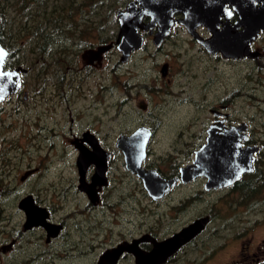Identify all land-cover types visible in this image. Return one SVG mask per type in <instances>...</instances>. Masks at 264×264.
<instances>
[{
  "label": "flooded vegetation",
  "instance_id": "1",
  "mask_svg": "<svg viewBox=\"0 0 264 264\" xmlns=\"http://www.w3.org/2000/svg\"><path fill=\"white\" fill-rule=\"evenodd\" d=\"M42 1L35 0L36 3H40L37 5L38 8L42 9ZM134 1L136 2V0H129L126 6ZM210 1L218 6L216 19L211 22L209 27L206 25L188 27L182 22L185 19L184 12L176 11L172 16L170 30L164 35L159 45L154 42V36L158 30L157 26L146 29L139 28L138 32L143 37V43L132 50L129 58L125 61L121 60L122 53L118 49V42L116 41L119 30H112L110 33L107 30H98L99 37L94 40H98L97 42L88 41L85 37L81 38L80 42L85 43L78 54L81 63L76 54L70 56L67 52L68 46L65 40L66 38L72 39L71 37L64 36L66 37L64 40L60 37H54L46 50L47 52L44 55L37 54L34 60V73L36 74L28 77L29 69L25 73L22 72L21 85L18 90L8 94L0 102V264H71V261L85 257L93 258V264H105L99 260L107 248L116 246L123 241L132 242L133 239L139 238L137 241L139 249L150 251L154 246L152 238L163 240L194 219L208 216L207 223L199 233L179 246L160 263L199 264L203 263V259L210 258L216 252V239L224 240L225 244L229 243L231 238L247 235L249 233L247 230H253V228L247 229L245 227L244 230L233 231V223L239 228L243 222L251 219V216L256 215L259 211L258 205L261 201L259 196L264 189V122L235 115L232 110L237 104L235 98L249 96V98L257 100L253 101L252 104L264 111V93L262 92L264 88V30H244L246 28V16H257L264 22V0ZM136 5L139 6L137 2ZM120 9H117L116 12ZM149 20L148 16L142 18L145 24ZM116 22L119 28L117 16ZM52 34L56 35L54 32ZM179 35L180 37L177 39ZM204 40L207 41L208 47L203 43ZM148 41L152 43L156 52L161 51L167 42L173 41L172 44L176 45V52L179 56H182L181 53H187L181 59L184 61L182 67L176 65L173 71H170L171 62L169 60L160 61L157 65V70L160 71L162 77H166L170 72L174 76V92L176 93L185 92L187 88L185 87L187 85L186 77L190 80V76H194L197 84L199 82L197 77L200 78L203 85L212 83L216 68L215 62L222 61L227 67L225 93L214 103L208 105L211 117L208 118L203 132H193L192 137L187 141L191 143L183 148L187 155L190 154L186 160L175 159L167 164L166 169L164 164L152 160L149 155V144L158 122L155 124L151 122H149L150 124L146 122L137 124V126L146 125L152 130L147 143V154L142 165L145 168L156 169L163 177H178L176 183L158 198L151 197L146 191L142 179L126 168L123 153L116 145V139L122 131L113 136L108 133L102 135L96 128L91 127H78L76 129L74 128L73 114L69 112L71 117L69 122L66 121L65 123L66 128L64 125L60 127V130L52 127V137H50V133L45 132V129H49L48 120H41L42 116L47 113L48 116L56 115L61 110L65 116L66 109L72 110L70 94L78 93L84 89L82 82L86 75L87 78L93 75L100 77L106 71L112 80L111 83L99 85L96 82V85L104 89L107 86L111 89L118 85L117 79L120 68L130 61L134 52L147 48ZM109 43L111 46L101 53L100 59L93 58V56H83L85 49L97 48L101 44ZM194 58H198L199 65L189 66L187 63ZM136 65L146 68L144 65ZM4 67L9 66L4 65ZM187 68H189L188 71ZM232 68H235L237 73V80L233 85L231 84ZM133 73L136 75L133 82L130 83L128 79L123 81L124 85L128 87L132 84L131 87L136 92H139L140 88L142 90L150 86L147 74L140 76L137 75L136 71ZM130 91L129 89L127 93L130 94ZM190 99L194 102L199 100L195 97ZM41 103L44 105L43 111L40 110ZM139 108L142 110L147 108L148 113L151 111L147 102L140 101ZM28 121L34 122L38 128L37 132L32 130L28 132L29 138H38L39 134H42L41 137L45 141L53 140L55 137L67 141V148H63L61 152L68 156L72 154L75 173L65 174L63 168L57 176L54 175L55 172L51 175L50 185H28L38 178L39 173L43 177L47 176L50 166L58 161H53L49 166L47 164L45 166L31 165L27 161L23 171L14 174L12 166H10L12 162L10 156L13 155L7 154L5 148L7 139H13L7 134H11L17 127L20 130L18 136L25 134L20 126ZM241 122L246 123L243 130L238 129L239 135L243 134L240 137L241 145L243 147L257 146V150L253 152L250 170L243 171L233 182L221 187L206 188L207 177L204 175H197L187 181L181 179V168L192 162L196 150L207 141L208 128L211 124H216V131L221 134L231 126L240 125ZM54 124H56L55 121ZM137 126H134L130 131ZM113 140L114 145H103L102 143V141ZM96 142L110 154L106 160L105 182L95 185L97 198L92 200L86 191L79 188L81 176L78 170L77 156L79 145L93 150ZM71 149L73 150L71 151ZM17 151L19 149L16 147L14 152ZM24 154L25 152L15 153L17 161L22 162ZM118 154L122 158L127 176H132L130 178L132 182L135 178L137 180L135 184L138 185L137 187L143 192V195H147L149 202L156 205L149 213L145 210L143 217L141 214H137L130 221L132 227H130L129 236L114 240L113 230L115 229L114 226L118 225L119 218L109 215L110 208L116 209L118 204H125L123 197L120 200L118 194L114 195L108 190V185H113L110 172H113L114 158ZM95 170L96 164L91 161L85 171V182L92 180ZM174 188L180 189L174 203L170 204L175 214L173 222L176 221L177 226L167 229L166 219L162 218L163 214H166L163 201L166 200L165 196ZM217 191L221 192L219 195L222 198H210L211 193ZM79 193L83 196V202H80L82 197L79 196ZM72 195L77 199L76 206L73 208L70 207L73 202H69ZM135 199L136 197L133 196L132 200ZM217 202L227 206L226 214L220 213L217 209L219 207H215L214 204ZM229 206H234L236 209L246 206L248 210L241 215L235 211V215H238L237 220L231 222L226 219V215L229 217ZM198 208L201 210L198 211ZM194 210H196L195 213ZM222 218H224L222 223L216 225V221ZM162 222L165 225V230L162 228ZM108 231L111 233V238L109 240L103 239V234ZM256 239L255 236H252L242 245L240 243L239 256L233 258L229 264H264V237L261 241ZM119 262L137 264L135 254L128 250H124L116 262L112 264Z\"/></svg>",
  "mask_w": 264,
  "mask_h": 264
},
{
  "label": "rangeland",
  "instance_id": "2",
  "mask_svg": "<svg viewBox=\"0 0 264 264\" xmlns=\"http://www.w3.org/2000/svg\"><path fill=\"white\" fill-rule=\"evenodd\" d=\"M10 1L12 0H6L3 2L10 3ZM128 1L129 0H118L117 8H125ZM28 2H30L29 4H32L31 7L33 11L31 13H36L39 11L36 7L37 3L35 2V0H27V3ZM105 2L109 4L111 1ZM108 9V6L102 7L100 9L101 21L103 17H107ZM13 11L14 10L12 9V12ZM83 12L92 13L94 12V10L85 9L83 10ZM12 16L16 18V21H18L21 17L17 12H14ZM105 25H107L106 30L108 33H110L112 30H118L116 17L106 19ZM75 33L78 32L76 31ZM83 33L86 34L85 39L88 41H94L99 37L98 30H83ZM55 34H58L56 35V38L60 37L63 40L66 38L64 36L68 35L67 32L66 34H62V32H56ZM179 37L180 35L177 37V39ZM77 41L78 39L72 40L70 38H66L65 40L66 45L68 46L67 52L68 54H70V56H73V54H76L78 56L79 51L83 49L82 46L85 45V43L82 44V42ZM172 42L173 41L167 42L161 51L156 52L152 43L148 41L147 48H143L134 52L130 61L125 63L124 66L120 68L119 77L117 79L118 85L113 86L111 89H109L108 86L106 87V89H104L99 88L96 85V82L99 85L102 83H111L112 80L110 76H108L106 71H104L103 75L100 77H96V75H93L92 77L87 78L86 75L84 81L82 82L84 89H82L78 93L74 92L73 94H70V104L73 105L72 110L66 109L65 111L67 113H65V116H63V112H61V110H59V113L56 115L48 116L47 113L46 115L42 116L41 120H48L49 129H45V132H47L48 134L50 133V137H52V127H54L55 129L59 128L60 130V127L64 125L66 128L65 123L66 121L69 122L71 117V115H69V112L73 114L72 117L75 121L74 128H96L102 135L108 133L114 136L121 131L124 133H128L134 126H137V124L140 122H146L148 124H150L149 122H151L152 124L158 122V125L155 127V133L152 136L149 144L150 158L154 161L156 160L161 164H164L165 169L167 167V164L173 162L175 159L186 160L190 156V154L187 155L186 151H184L183 148H185L187 144L191 143L187 141L190 140L193 132H203V128L207 123L208 118L211 117L208 105L214 103L220 96H223L225 93V89L227 86V67L226 64L222 61L215 62L216 68L214 72V80L212 83L203 85L200 82V78L197 77L199 80L197 84V80L194 76H190V80H188V78L186 77L185 81L187 85H185V87L187 88L185 92L182 94L176 93L174 92L175 78L171 75V72L166 75V77H162L159 73L160 71L157 70V65H159V62L165 59L171 62L170 71H173L176 65L182 67L184 61H181V59L185 55H187V53H181L182 56H179L176 52V45L172 44ZM23 44L24 42H22V44L20 45L14 46V53L21 52V46ZM193 48L195 49V46ZM35 57V53H30L26 62L33 63L32 60L35 59ZM177 57L179 58V60ZM14 61L15 59L13 60V63ZM136 64H139L140 66L144 65L146 66V68L144 69L143 67H139ZM187 64L189 66L199 65V60L198 58H194ZM188 69L189 68H187V71ZM133 71H136L137 75L140 76L147 74V80L150 86L148 88H143L142 90L140 88V91L136 92L131 87L132 84L130 86L128 85V87L124 85L123 81L125 80L129 79L130 83L133 82V78L136 76ZM34 72L35 68L32 72H30L28 77L35 75L36 73ZM236 74L237 73L235 68H232V85L235 84L237 80ZM129 89L131 90L130 94L127 93ZM262 92L264 93V88ZM191 97L198 98L199 100L197 102L191 101ZM235 99H237V104L232 110L235 115L253 118L257 122H264V111L252 104L253 101L255 102L257 100H253L252 98H249V96L238 97ZM235 99L233 100L235 101ZM140 101L148 103L149 109H151L149 113L147 111V108L145 110L139 108ZM42 104L43 103H41V105ZM42 108H44V105L40 107V110L43 111ZM235 108H238V110H235ZM34 111L37 110L34 109ZM32 115L34 116L33 113ZM54 121L56 122V124H54ZM258 125L263 127L260 124ZM18 128L19 127H17L15 131L11 132V134H7L10 135L11 139L13 140L7 139V141L5 142L6 153L13 155L10 156V158H12L10 166H12V171L14 172V174L22 172L27 164V161L31 165L38 166H45L46 164L49 166L53 161H58L55 162L53 166H50L47 172V176L43 177L41 176L42 174L39 173L37 175L38 178L33 180L28 185H50L49 182L51 179V175L55 172L54 175L57 176L58 172L63 170V168V173L65 174L75 173L72 154L68 156L65 155V153L61 152L63 148H67L66 140L55 137L53 140L45 141L44 138L41 137L42 134H39L38 138H29V131L32 130L34 132H37L38 130L37 126L32 121H28L20 126L25 134L18 136L17 134L20 131ZM114 140L102 141V143L103 145H114ZM16 147L17 149H19V151L17 152H25L24 156L22 157V162L20 160L17 161L16 159L15 153L17 152H14ZM72 150L73 149H71V151ZM60 158L61 160H58ZM66 162L69 164H67ZM110 175L113 185H108V190H110V192H113L114 195L118 194L120 200L121 197H123L125 202V204L122 205L118 204L116 209L110 208L109 212V215L111 217L119 218L117 221L118 225L114 226L115 229L113 230L115 237L114 240H118L130 235L129 231L130 227H132L130 221L135 218L137 214H141V217H143V213H145V210H147V212L149 213L156 204L154 205L150 203L148 200V196L143 195V192L140 191V189L137 187L138 185L135 184V182L137 183V180L135 178L132 182V180H130L132 176H127L125 167L122 164V158L120 154H118V156L114 158L113 172L111 171ZM179 192L180 189L174 188L165 196L166 200L163 201V207H165L166 209V214H163L162 218H164V220L166 219L165 224L167 229L175 228L177 226V222H173V220L175 219V214L173 207L170 206V204L174 203ZM219 194H221L220 191L211 193L210 198H222V196H220ZM79 196L82 197L80 202H83L82 194L79 193ZM133 196L136 197L135 200H132ZM206 197L208 196L206 195ZM259 197L261 201L259 202V211L256 213V215L253 214L251 216V219L243 222V224L240 225L239 228L234 226L233 223V231L244 230L245 227L247 229L253 228V230H247L249 231L247 235H241L240 237L231 238L229 243L225 244L224 240L221 241L220 239H216V252L210 258L207 257V259H203V263L199 264H229L231 263L233 258L239 256L240 246L244 242L248 241L252 236H255L259 241H261V239L264 237V189L262 190V193ZM69 202H73L72 205H70L71 208L75 207V202H77L76 197L72 195V197L69 199ZM221 204L222 203L217 202L214 205L216 208L219 207L217 209L220 213L226 214L225 211H228V208L226 205ZM132 206L135 208L133 209ZM137 208H139L140 210ZM199 210H201V208H198V211ZM247 210L248 208L246 206H243L241 208L237 207V209L234 206H229V217L226 215V219H229V221L231 222L235 220L236 222L238 215H241V213H244ZM235 211H237L236 213H238V215H235ZM195 212L196 210H194V213ZM223 220L224 218L216 221V225L221 224ZM162 228L165 230V225L163 222ZM110 238L111 233L109 231L103 234V239L109 240ZM80 263L93 264L94 260L93 258L85 257L80 260L71 261V264ZM118 264H123V262H119Z\"/></svg>",
  "mask_w": 264,
  "mask_h": 264
},
{
  "label": "water",
  "instance_id": "3",
  "mask_svg": "<svg viewBox=\"0 0 264 264\" xmlns=\"http://www.w3.org/2000/svg\"><path fill=\"white\" fill-rule=\"evenodd\" d=\"M136 2L139 6L136 5ZM136 2H130L125 9L116 12L119 23L116 41L118 49L122 53V61L127 60L130 52L142 45L143 37L138 32L139 28L146 29L157 26L154 42L159 45L164 35L170 30L172 16L176 11L184 12L185 19L182 22L188 27L196 25L209 27L211 22L216 19L218 6L210 0H136ZM144 16L150 18L146 24L142 21ZM263 23V19L257 16H248L244 30H264ZM203 43L208 47L206 40ZM110 46L111 43L101 44L97 48H87L84 50L83 56L100 59L101 53ZM8 55L9 49L0 42V102L8 94L18 90L21 85L22 72L25 73L28 70L22 65L4 67ZM245 125V122H241L240 125L231 126L218 134L216 124H211L208 128L207 141L196 150L192 162L181 168V179L187 181L197 175H204L207 177L206 188L221 187L233 182L243 171L250 170L253 152L257 150V146L243 147L241 145L240 137L243 134L239 135L238 129L243 130ZM151 134L152 130L148 126L139 125L129 133L121 132L116 139V145L123 153L126 168L142 179L144 187L151 197L158 198L176 183L178 177L166 178L161 176L156 169L145 168L142 165ZM94 145L93 150L79 145L77 156L78 170L81 176L79 188L86 191L92 200L97 198L95 185L105 182L106 160L110 154L98 142ZM91 161L96 164V170L92 175V180L85 182V171ZM207 221L208 216H201L163 240L152 238L154 246L150 251L139 249L137 246L139 238L133 239L132 242H120L116 246L107 248L101 254L99 261L105 264L115 263L120 254L124 250H128L135 254L137 264H160L179 246L199 233Z\"/></svg>",
  "mask_w": 264,
  "mask_h": 264
},
{
  "label": "trees",
  "instance_id": "4",
  "mask_svg": "<svg viewBox=\"0 0 264 264\" xmlns=\"http://www.w3.org/2000/svg\"><path fill=\"white\" fill-rule=\"evenodd\" d=\"M3 1H0V42L9 49L5 65L9 67L26 66L29 73L35 68V59L32 60L33 63L26 62L28 55L30 53H35L36 56L37 54L44 55L52 39L58 35L52 32H62V34L67 32V36L78 39L80 42L81 38L86 35L83 30H106V19L115 18L118 9V0H43L42 9L37 7L40 5L37 3L36 7L39 11L31 13L33 10L30 2L12 0L10 3H5ZM105 1L111 2L108 4ZM106 6L109 8L107 17H103L101 21L100 9ZM85 9H92L94 12L84 13ZM14 12L21 16L18 21L12 16ZM76 31L78 33H75ZM22 42L24 44L21 46V52L14 53V46ZM44 68L47 69L46 66Z\"/></svg>",
  "mask_w": 264,
  "mask_h": 264
},
{
  "label": "bare ground",
  "instance_id": "5",
  "mask_svg": "<svg viewBox=\"0 0 264 264\" xmlns=\"http://www.w3.org/2000/svg\"><path fill=\"white\" fill-rule=\"evenodd\" d=\"M213 15V14H212ZM246 17H248V16H246Z\"/></svg>",
  "mask_w": 264,
  "mask_h": 264
}]
</instances>
